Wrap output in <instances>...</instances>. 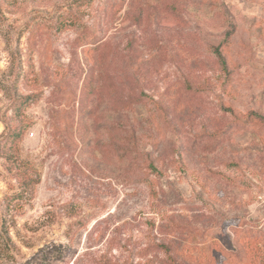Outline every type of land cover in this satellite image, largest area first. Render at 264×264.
I'll return each instance as SVG.
<instances>
[{"label": "rangeland", "instance_id": "374dc122", "mask_svg": "<svg viewBox=\"0 0 264 264\" xmlns=\"http://www.w3.org/2000/svg\"><path fill=\"white\" fill-rule=\"evenodd\" d=\"M0 264H264V0H0Z\"/></svg>", "mask_w": 264, "mask_h": 264}, {"label": "trees", "instance_id": "16d2710c", "mask_svg": "<svg viewBox=\"0 0 264 264\" xmlns=\"http://www.w3.org/2000/svg\"><path fill=\"white\" fill-rule=\"evenodd\" d=\"M216 55H217V58L221 64L222 67H225V60L224 58L222 57V55L218 52V50H216ZM256 119H260L258 116H254ZM20 137V131L18 130H13L10 134L7 135L6 139L7 140H10L12 141L11 142V146H13L14 143H16L18 141ZM11 148V147H10Z\"/></svg>", "mask_w": 264, "mask_h": 264}]
</instances>
